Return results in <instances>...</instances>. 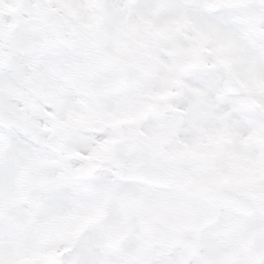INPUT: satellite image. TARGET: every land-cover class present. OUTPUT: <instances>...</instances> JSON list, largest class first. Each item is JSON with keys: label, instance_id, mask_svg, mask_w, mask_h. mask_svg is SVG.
<instances>
[{"label": "snow or ice", "instance_id": "obj_1", "mask_svg": "<svg viewBox=\"0 0 264 264\" xmlns=\"http://www.w3.org/2000/svg\"><path fill=\"white\" fill-rule=\"evenodd\" d=\"M0 264H264V0H0Z\"/></svg>", "mask_w": 264, "mask_h": 264}]
</instances>
